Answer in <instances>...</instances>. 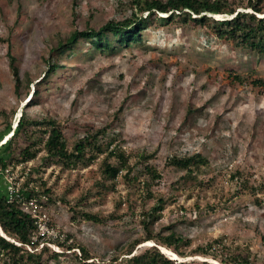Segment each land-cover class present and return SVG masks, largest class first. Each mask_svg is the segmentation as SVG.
Masks as SVG:
<instances>
[{
  "label": "rangeland",
  "instance_id": "374dc122",
  "mask_svg": "<svg viewBox=\"0 0 264 264\" xmlns=\"http://www.w3.org/2000/svg\"><path fill=\"white\" fill-rule=\"evenodd\" d=\"M235 1L238 10H249L247 0ZM133 6L132 0H0V144L9 136L7 123L13 130L22 110L59 122L69 146L87 129L109 123L132 159L141 151L153 153L148 162L161 173L151 188L155 196L147 198L121 178L113 187L98 185L96 162L40 166L32 175L48 187L49 201L36 200L48 229L38 233L52 239L51 249L61 251L56 240L80 243L95 260H104L143 234L140 212L162 196L167 201L153 230H174L191 247L223 237L229 248H248L264 264V86L232 83L227 76L228 70L254 69L264 79L263 56L224 43L202 26L161 25L152 17L129 46L96 51L81 40L70 56L54 55L62 65L46 77L50 49L71 31L139 15ZM193 152L208 159L205 182L177 191L174 181L183 171L165 159ZM43 153L0 171V194H12L15 178L21 181L28 167L41 165ZM235 171L240 175L232 178ZM76 209L97 213L102 221L74 219ZM48 264L83 263L62 253Z\"/></svg>",
  "mask_w": 264,
  "mask_h": 264
},
{
  "label": "trees",
  "instance_id": "16d2710c",
  "mask_svg": "<svg viewBox=\"0 0 264 264\" xmlns=\"http://www.w3.org/2000/svg\"><path fill=\"white\" fill-rule=\"evenodd\" d=\"M132 1L133 7L141 12L139 15L131 12L121 19L112 18L97 29H75L64 41L52 47L46 77L62 65L54 59V55L70 56L81 40L96 51H112L117 46H129L140 40L141 31L152 17L159 18L161 25L182 21L202 26L224 43L238 45L264 57V0H247L244 9L249 10H238L235 0ZM144 12L146 14L143 16ZM214 14H226L228 17L217 19ZM108 34L114 37L113 41ZM7 58L16 81L15 57L9 50ZM227 76L232 83L248 82L254 86H264V79L254 69L247 72L228 70ZM29 82L27 78L26 85ZM35 93L37 89L34 87L29 101ZM4 133L9 136L0 144V171H11L21 163L25 166L28 161L35 159L39 151L44 153L41 165L28 167L27 176H23L21 181L15 178L18 186L16 189L14 187L12 199L5 193L0 194V264H48L49 260H56L62 253H71L74 259L83 264H257L248 248H229L223 237L191 247L189 239L174 230H153L151 224L161 217L167 201L162 196L157 197L156 205L149 210H141L143 234L119 247L107 259L95 260L80 243L65 244L56 240L61 251L51 249L49 243L52 239L38 233L35 218L23 206L28 199L39 200L41 196L49 201L48 187L40 177L32 175L39 172L40 166L61 162L66 168H75L79 164L96 162L100 173L98 185L107 187L109 184L113 187L117 179L121 178L126 185L141 188L150 198L155 196L152 186L161 179V173L148 162L153 153L141 151L132 159L109 123L87 129L69 146L59 122L50 117L31 118L25 110L21 111L14 129L10 128L8 122ZM165 164L183 171L174 181L177 191L197 188L205 182L201 175L208 166V159L199 152L171 155L165 159ZM235 174L240 175L235 171L232 178L236 177ZM74 213L71 216L74 219L75 216H81L92 222L102 221L97 213L79 209L74 210ZM144 242L151 243L141 245ZM161 248L177 258L171 257Z\"/></svg>",
  "mask_w": 264,
  "mask_h": 264
},
{
  "label": "built area",
  "instance_id": "2783aa9c",
  "mask_svg": "<svg viewBox=\"0 0 264 264\" xmlns=\"http://www.w3.org/2000/svg\"><path fill=\"white\" fill-rule=\"evenodd\" d=\"M13 194H14V190L12 194L8 195V197L12 199ZM23 206L24 209L26 211H29L32 214V216L35 218V224L37 226L38 232L42 234L48 232L44 212H41L39 210L36 200L28 199L27 201L24 202Z\"/></svg>",
  "mask_w": 264,
  "mask_h": 264
},
{
  "label": "bare ground",
  "instance_id": "6f19581e",
  "mask_svg": "<svg viewBox=\"0 0 264 264\" xmlns=\"http://www.w3.org/2000/svg\"><path fill=\"white\" fill-rule=\"evenodd\" d=\"M215 15H217L218 16V14H215ZM18 118V117H17ZM16 122V121H15ZM163 250H165V251H167L166 249H164L163 248ZM168 253H170V254H172L170 251H167ZM173 255V257H176L174 254H172Z\"/></svg>",
  "mask_w": 264,
  "mask_h": 264
},
{
  "label": "water",
  "instance_id": "95a60500",
  "mask_svg": "<svg viewBox=\"0 0 264 264\" xmlns=\"http://www.w3.org/2000/svg\"><path fill=\"white\" fill-rule=\"evenodd\" d=\"M163 252H166L165 250ZM172 255V254H171ZM173 258H177V257H173Z\"/></svg>",
  "mask_w": 264,
  "mask_h": 264
}]
</instances>
